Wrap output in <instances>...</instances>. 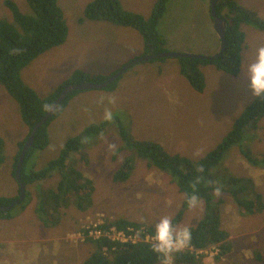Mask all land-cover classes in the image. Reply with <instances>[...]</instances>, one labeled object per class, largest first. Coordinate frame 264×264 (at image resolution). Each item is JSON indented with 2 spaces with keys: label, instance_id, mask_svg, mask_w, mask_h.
I'll return each mask as SVG.
<instances>
[{
  "label": "rangeland",
  "instance_id": "1",
  "mask_svg": "<svg viewBox=\"0 0 264 264\" xmlns=\"http://www.w3.org/2000/svg\"><path fill=\"white\" fill-rule=\"evenodd\" d=\"M5 1L16 4L24 13L29 12L24 0H0L2 20L12 18ZM90 1L58 0L68 28L66 42L35 58L21 74L24 82L39 96L49 94L57 83L75 70L109 74L122 64L141 57L143 39L134 30L108 22H79L84 7ZM204 1L169 0L167 10L159 20L163 24L166 51L213 54L208 52L213 45L214 31L210 25L209 8L204 10ZM120 2L126 11L148 19L156 0ZM233 2L249 11L254 19L264 22V0ZM227 9L225 7L223 13ZM241 28L245 34L241 53L244 63L254 57L258 46L264 45V31L252 24H242ZM181 65L178 58L144 61L130 67L117 81L114 91L79 93L67 102L62 113L54 115L48 127L49 145L32 155L31 171L47 168L68 137L90 124L106 123L103 119L105 107L112 111L113 116L118 115L121 123L129 129L128 137L135 141H151L170 154L191 159L204 156L225 136L232 122L254 96L242 71L231 77L212 66L201 67L206 78V90L195 92L180 75ZM100 96L112 97L114 103L97 104ZM7 111L15 116L9 118ZM18 116L10 96L0 87V139L5 156L0 164V197L5 198L18 196V186L12 174V155L17 137H23L25 133V126ZM114 127L111 122L106 123V132L90 139L91 148L85 159L72 156L74 170L60 171L61 180L67 177L72 180L78 171L83 175V182L91 181L93 193L90 202L83 200L82 196V208H78L75 202L71 203L75 201L74 197L59 213H50L54 217L51 222H57L60 217L58 228L45 229L37 221L34 211L43 200V194L55 189L59 181L58 173L48 172L50 178L26 188L28 196L23 203L26 205L24 211L15 206L17 208L11 212L15 217L12 221L0 220V264H83L94 249L93 244L85 239V232L107 221L122 219L141 224L142 228L136 234L144 227L153 229L149 221L158 216H169L174 225L181 227L196 225L204 211V203L197 201L195 206L182 211L178 218L183 194L166 173L149 167L145 161L136 160L133 156L135 170L128 182L117 184L112 181L114 171L126 156H130L126 151L112 159L114 153L121 149ZM255 127L248 128L250 130L245 132L243 142L234 146L212 172L252 179L255 192L260 195L257 211L251 215L240 212L229 196L215 195V200L223 201L220 205L221 229L228 233L230 252L218 261L216 254L219 249L207 248L198 253L202 256L201 264H264V166L254 167L247 161V155L251 159H264V118ZM105 234L119 242L128 238L113 229ZM99 235L97 231L88 234L91 238ZM46 239L49 243L46 253L39 255ZM167 264H176L172 256Z\"/></svg>",
  "mask_w": 264,
  "mask_h": 264
},
{
  "label": "trees",
  "instance_id": "2",
  "mask_svg": "<svg viewBox=\"0 0 264 264\" xmlns=\"http://www.w3.org/2000/svg\"><path fill=\"white\" fill-rule=\"evenodd\" d=\"M24 1L29 8V12L24 13L18 9L16 4L5 1L12 18L9 20L0 19V86L17 101L20 108V118L25 126V133L23 137H17L15 152L12 155L13 175L25 141L34 126L47 113L52 101L58 97L59 91L61 92L68 84L102 83L122 66L109 74L90 73L84 69L75 70L59 85L56 93L40 99L38 94L23 81L22 71L35 58L63 45L68 36V28L58 0ZM168 2L169 0H156L149 18L145 19L139 14L126 11L120 0H91L84 7L79 22H84V20L108 22L116 27L137 30L144 42V51L141 57L156 55L166 52L164 48L165 38L159 30V20L166 12ZM225 7L228 9L227 12L223 13ZM215 11L217 17L224 19L227 23L225 51L218 58H211L208 61L188 58L179 59L182 63L181 75L188 80L192 89L198 93H202L206 87L204 75L198 68L199 65L211 64L215 66L217 71L237 76L240 72V55L245 43V34L241 28L242 24H252L264 30V22L254 19L249 11L238 7L233 0H217ZM117 81L118 79L101 89L75 90L68 93L59 109L38 128L32 146L25 154L21 168V180L26 188L50 178L48 172L59 174V181L54 187L55 189L51 188L47 194L46 192L43 194V200L34 211L37 221L45 229L58 228L60 217L57 218V222H51L50 219L54 217L50 213H59L60 209L68 205L74 197L75 201L71 203L75 202L78 208H82L80 202L82 196L83 200L90 202L93 193L91 181L83 182V175L78 171H76L77 173L72 180L68 177L61 180L60 173L74 170L72 156L78 155L79 159H85L87 150L91 148L89 146L90 139L98 138L108 122L90 124L76 135L68 137L57 157L48 163L47 168H42L40 171H31V167H29L30 159L34 153L42 151L49 145V124L55 117L54 115L60 113V110L62 111L66 107L67 102L73 100L81 92H91L93 90L114 91ZM117 116H113L111 124L116 127L120 143L126 147L132 157L143 160L149 167L166 173L178 191L183 194L184 198L178 218L182 211L190 207L188 200L191 196H195L197 201L204 203V211L200 220L190 228L192 234L190 246L180 251V253L172 254L174 262L176 264H201L202 256L198 253L210 247L219 249L216 254L218 261L221 257L226 258V255L230 252V245L227 241L228 233L221 229L220 205H223V201L220 199L215 200L214 196L220 193L226 194L240 212L251 215L257 211L256 203L260 199V195L255 192L251 179L227 174L217 175L212 171L219 166L234 146L243 142L245 132L247 133L250 130L248 128L253 127L252 129H256L257 123L264 118V96L255 97L232 122L230 129L220 142L198 159L170 154L162 146L151 141L138 142L129 138L127 127L121 123ZM117 152L114 153L112 159L115 158ZM0 160V164L5 160L4 144L1 139ZM247 161L253 166H264V159L262 161L256 158L251 159L247 155ZM134 170L133 159L126 156L120 167H117L112 174L111 179L117 184L126 183ZM17 191L19 194V188ZM25 196H28L26 191ZM16 198L17 196L12 198L0 197V207L12 204ZM24 201L17 205L20 206L19 208L22 211L26 206L23 205ZM47 205H50V207L48 208ZM15 208L17 207L14 206L8 211L0 212V220L12 221L15 217L11 212ZM141 228V224L118 219L111 222L107 221L86 231L84 234L85 239L93 244L94 249L83 264H164V258L153 253L151 243L145 241V235H152L153 229L144 227L143 233L140 231L139 234H136L135 232ZM111 229L134 240H129L127 243L119 242L117 239L105 234L110 232ZM90 231H97L100 235L91 238L88 236ZM47 241L48 239L45 240V247L41 248L39 255L46 253L49 246Z\"/></svg>",
  "mask_w": 264,
  "mask_h": 264
},
{
  "label": "clouds",
  "instance_id": "3",
  "mask_svg": "<svg viewBox=\"0 0 264 264\" xmlns=\"http://www.w3.org/2000/svg\"><path fill=\"white\" fill-rule=\"evenodd\" d=\"M210 2H211V0L209 1V11H210ZM216 3H217V1H216ZM155 4V3H154ZM216 6V5H215ZM153 7H154V5H153ZM153 9V8H152ZM151 12H152V10H151ZM216 12V11H215ZM82 17V16H81ZM81 17H80V19H81ZM149 18V17H148ZM79 19V20H80ZM87 21V20H86ZM83 22H81V24H82ZM212 26V28H213V24L211 25ZM123 28V27H122ZM159 30H160V33H161V35H163V33H164V29H163V24H160L159 23ZM261 30V29H260ZM135 31V30H134ZM261 31H264V30H261ZM135 32H137L139 35H140V33L136 30ZM141 36V35H140ZM142 37V36H141ZM143 39V38H142ZM218 39H219V37H218ZM144 43V42H143ZM245 44V43H244ZM144 48V47H143ZM243 48H244V46L242 47V50H243ZM220 49H221V44H220V40L218 41V47H217V51L215 52V53H213V54H211V55H200V54H195V55H200V56H204V57H213V56H216L219 52H220ZM168 51H166V52H164V53H167ZM143 53V52H142ZM169 53H177V52H169ZM241 53H242V51H241ZM183 54H191V53H183ZM222 54V53H221ZM147 56H151V55H146V57ZM143 57H145V56H143ZM140 58H142V57H140ZM166 58H173V57H166ZM240 58H241V64H240V71H242L243 73H244V75H245V77L247 78V80H248V83H249V88H250V91H251V93H252V95L254 96V98L252 99V100H254L255 99V97H262V96H264V45H260V46H258L257 48H256V50H255V55H254V57H252V58H250V59H247L246 60V62H244V63H242V57H241V55H240ZM159 59H164V58H159ZM178 59H180V58H178ZM153 60V59H152ZM197 60V59H196ZM209 60V59H208ZM208 60H206V61H208ZM129 63H131V62H129ZM139 63H141V62H138V63H136V64H139ZM125 64H127V63H124V64H122V66L123 65H125ZM136 64H133V65H136ZM132 65V66H133ZM121 66V67H122ZM132 66H130V67H132ZM202 66H212V68L214 69V70H216V68H215V66H213V65H211V64H203V65H200L198 68H199V70H200V72L203 74V72H202V69H201V67ZM120 67V68H121ZM127 71H128V69H127ZM127 71L120 77V78H122L126 73H127ZM217 71V70H216ZM218 72H222V71H218ZM222 73H224V72H222ZM240 73V72H239ZM224 74H226V73H224ZM180 75H181V73H180ZM204 75V74H203ZM227 75H229V74H227ZM239 75V74H238ZM237 75V76H238ZM182 76V75H181ZM229 76H231V77H236V76H232V75H229ZM68 78V77H67ZM66 78V79H67ZM120 78H118V80L120 79ZM185 78V77H184ZM204 78H205V76H204ZM65 79V80H66ZM186 79V78H185ZM65 80H63V81H61V82H59V83H57L53 88H54V90L52 91L51 90V92L49 93V94H47L46 96H44V97H42V96H39V98L40 99H44V98H46V97H48V96H50V95H52V94H54V93H56L57 92V90L59 89V85L60 84H62ZM117 80V79H116ZM187 80V79H186ZM24 81V80H23ZM187 83L189 84V86H190V83L188 82V80H187ZM84 84V83H83ZM205 84H206V78H205ZM71 85H79V84H68V85H66L64 88H63V90L60 92L59 91V95H58V97L54 100V101H52V103L50 104V106L48 107V110H47V112L51 109V107H53V105H55V108L53 109V111H52V113H51V115L49 116V118L59 109V107H60V104L61 103H63V100H65V97H66V95L68 94V93H70V92H72V91H70V92H68L64 97H63V99L61 98V94L63 93V91L66 89V88H68V87H70ZM1 87V86H0ZM191 87V86H190ZM2 88V87H1ZM192 88V87H191ZM3 89V88H2ZM33 89V88H32ZM34 90V89H33ZM206 90V87L204 88V90L203 91H205ZM3 91H5L4 89H3ZM35 91V90H34ZM79 91H81V90H79ZM36 92V91H35ZM196 92V91H195ZM5 93L6 94H8L6 91H5ZM37 93V92H36ZM9 95V94H8ZM10 96V95H9ZM10 98H11V101H12V103H13V105H14V107H16V109L18 110V114H19V111H20V108H19V105H18V103H17V101L14 99V98H12L11 96H10ZM97 104H100V105H112L113 103H114V100H113V98L112 97H106V96H100L98 99H97ZM250 104V103H249ZM248 104V105H249ZM247 105V106H248ZM65 109V108H64ZM63 109V110H64ZM63 110L61 111L60 110V112L62 113L63 112ZM6 114H8L9 115V118H11V115H14L15 116V114L13 113V112H10V111H7L6 112ZM46 115V114H45ZM44 115V116H45ZM18 117H20V114H19V116ZM48 118V119H49ZM112 118H113V113H112V111H110L109 109H108V107H105V109H104V113H103V119L105 120V121H107V122H111L112 121ZM21 119V118H20ZM43 119V118H42ZM41 119V120H42ZM47 119V120H48ZM41 122V121H40ZM40 122H38L37 124H39ZM44 123V122H43ZM42 123V124H43ZM41 124V125H42ZM35 127V126H34ZM231 127V126H230ZM230 129V128H229ZM33 130V129H32ZM114 130L116 131V128H114ZM127 130L129 131V129L127 128ZM32 132V131H31ZM37 132V131H36ZM103 132H106V130H104ZM31 134V133H30ZM36 134V133H35ZM115 134H116V136H117V139H118V141L120 142V140H119V136H118V134H117V132H115ZM30 136V135H29ZM29 138V137H28ZM34 140V139H33ZM26 142V141H25ZM218 144V143H217ZM216 144V145H217ZM215 145V146H216ZM24 146V145H23ZM214 146V147H215ZM120 147H121V149L117 152V154L115 155V158L113 159V160H115L116 158H117V156L119 155V154H121V153H123V152H126L127 150H126V147L124 146L123 147V144H121L120 143ZM23 148V147H22ZM30 149V148H29ZM28 149V150H29ZM213 149V148H212ZM211 149V150H212ZM27 150V151H28ZM88 151V150H87ZM210 151V150H209ZM208 151V152H209ZM206 154V153H205ZM204 154V155H205ZM20 156V155H19ZM127 157H131L132 158V156H131V154H130V156H127ZM113 158V157H112ZM133 159V158H132ZM134 159H136L137 160V158H134ZM140 160V159H139ZM250 164V163H249ZM17 165V164H16ZM121 165V164H120ZM120 165L118 166V167H120ZM251 165V164H250ZM251 166H253V165H251ZM254 167H257V166H254ZM22 168V167H21ZM16 169V168H15ZM14 173H15V171H14ZM20 176H21V171H20ZM13 177H14V180H15V182L17 183V181H16V179H15V176L13 175ZM171 179V178H170ZM250 179V178H249ZM252 180V179H251ZM22 181V180H21ZM23 182V181H22ZM24 184V183H23ZM17 186H18V188H19V185H18V183H17ZM24 186H25V184H24ZM25 190H26V187H25ZM16 197V196H15ZM19 197V194H18V196H17V198ZM26 197V196H25ZM25 197H24V199L22 200V201H24L25 200ZM16 198V199H17ZM15 199V200H16ZM21 201V202H22ZM20 202V203H21ZM19 203V204H20ZM197 203V199H196V197L195 196H191L190 198H189V200H188V204H189V206L191 207V206H195V204ZM11 205V204H10ZM18 205V204H17ZM17 205H15V206H17ZM9 206V205H8ZM201 218V217H200ZM200 220V219H199ZM149 223H152L153 224V233H152V235H145V241L146 242H149V243H151V251L153 252V253H155V254H157L158 256H160V257H162V258H164V261H165V264H167V260H168V258L172 255V254H174V253H178V252H180V251H182V250H184V249H186V248H188L189 246H190V243H191V240H192V234H191V230H190V228L189 227H187V226H184V227H181V226H179V225H174V222H173V219L172 218H170L169 216H158V217H154L152 220H150L149 221ZM197 224V223H196ZM119 234H122V233H119ZM123 235V234H122ZM129 240H131L130 238H127V239H125V241L123 242V243H127ZM134 239H132L131 241H133Z\"/></svg>",
  "mask_w": 264,
  "mask_h": 264
},
{
  "label": "water",
  "instance_id": "4",
  "mask_svg": "<svg viewBox=\"0 0 264 264\" xmlns=\"http://www.w3.org/2000/svg\"><path fill=\"white\" fill-rule=\"evenodd\" d=\"M216 1L217 0H211V2H210V13H211V16L213 18V29L216 32L217 36L219 37L220 44H221L220 52L216 56L204 57V56L195 55V54L169 53V52L159 53V54L151 55V56H147V57L145 56V57L139 58V59H137L131 63H127V64L123 65L116 73L111 75L108 79H106L102 83H97V84L84 83V84H79V85H71L70 87L66 88L63 91V93L61 94V98L63 99V97L70 91H75V90L85 91V90L105 88L111 82L120 78L127 71V69L130 68V66H132L133 64H136L138 62H144V61H148V60H152V59H159V58H166V57L188 58V59H197V60H208L211 58H218L221 55V53L225 51V47H226L225 31H226V24L227 23L224 19H220L217 17L216 12H215ZM54 108H55V105H53V107H51V109L46 113V115L43 117L41 122L39 124L35 125V127L33 128L32 132L29 136V138L24 143V146L21 150L19 159L17 161L15 173H14L15 179L19 185V197L11 205L0 207V212H5V211L10 210L12 207L19 204L24 199V197H25V186H24L23 182L21 181V176H20V171H21V167L23 164V159L25 157L27 150L32 146L36 131L41 126V124L49 118V116L51 115Z\"/></svg>",
  "mask_w": 264,
  "mask_h": 264
},
{
  "label": "crops",
  "instance_id": "5",
  "mask_svg": "<svg viewBox=\"0 0 264 264\" xmlns=\"http://www.w3.org/2000/svg\"><path fill=\"white\" fill-rule=\"evenodd\" d=\"M209 1L210 0H205L204 1V10L205 11H207L208 8H209ZM210 25H211V23H210ZM212 30L214 31L213 28H212ZM218 41H219L218 36H217L216 32L214 31V35H213V45H212V47H210V51L208 53H215L217 51Z\"/></svg>",
  "mask_w": 264,
  "mask_h": 264
},
{
  "label": "flooded vegetation",
  "instance_id": "6",
  "mask_svg": "<svg viewBox=\"0 0 264 264\" xmlns=\"http://www.w3.org/2000/svg\"><path fill=\"white\" fill-rule=\"evenodd\" d=\"M209 17H210V23H211V25H212V24H213V18H212V16H211L210 11H209Z\"/></svg>",
  "mask_w": 264,
  "mask_h": 264
},
{
  "label": "bare ground",
  "instance_id": "7",
  "mask_svg": "<svg viewBox=\"0 0 264 264\" xmlns=\"http://www.w3.org/2000/svg\"><path fill=\"white\" fill-rule=\"evenodd\" d=\"M180 253V252H179Z\"/></svg>",
  "mask_w": 264,
  "mask_h": 264
}]
</instances>
